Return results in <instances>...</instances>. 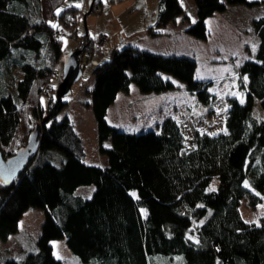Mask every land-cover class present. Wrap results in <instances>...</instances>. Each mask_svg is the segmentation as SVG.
Masks as SVG:
<instances>
[{
  "label": "trees",
  "instance_id": "obj_1",
  "mask_svg": "<svg viewBox=\"0 0 264 264\" xmlns=\"http://www.w3.org/2000/svg\"><path fill=\"white\" fill-rule=\"evenodd\" d=\"M92 1V12L96 7L101 12L102 1ZM194 1L197 19L191 22L183 0H160L156 21L147 32L157 36L184 17L190 22L187 34L208 41L209 17L233 5H261L259 0ZM64 2L0 0V76L5 81L0 92V151L5 159L26 145L35 125L47 118L37 156L16 181H0V240L6 242L19 231L29 208H40L45 220L39 250L23 258L0 251V264H63L54 255L56 239H65L84 264H159V257L176 255L184 256L181 264H264V217L259 224L250 223L241 212L243 199L253 207L264 202V119L254 115L257 102L264 110V16L253 24L260 40L256 53L239 67L246 76L245 102L231 97L227 130L197 132L190 149L183 126L174 118H166L160 132L131 133L112 126L107 114L132 83L144 93H162L173 90L176 79L209 103L207 82L196 78L197 60L134 45L115 47L94 68V85L88 90L98 151L107 157L99 166L87 163L84 140L70 118L59 117L71 96L50 99L47 107L41 102L59 61L70 52L61 32L78 25L81 9L68 6L58 12ZM80 40L85 44L83 64V58L94 55V42L88 31ZM14 48L29 54L14 62L18 74L7 78L1 63ZM107 140L110 147L105 146ZM56 152L61 155L58 164L53 161ZM214 179L218 188L211 190ZM83 186L95 188L90 198L76 195Z\"/></svg>",
  "mask_w": 264,
  "mask_h": 264
},
{
  "label": "rangeland",
  "instance_id": "obj_2",
  "mask_svg": "<svg viewBox=\"0 0 264 264\" xmlns=\"http://www.w3.org/2000/svg\"><path fill=\"white\" fill-rule=\"evenodd\" d=\"M101 1L102 13L99 7H96L94 12L88 13L92 0H65L58 12L68 6L81 9L77 12V28L82 35L88 29L89 35L92 37L97 34L96 32L103 30L106 22L105 13L111 12V16L113 15L115 20L104 33L111 34L115 38L126 39L127 35H132L139 28L146 30L145 16L150 22L154 16L153 11H150V6H156V9L158 6L157 1L153 3L151 0L141 2L123 0L116 3L111 0ZM259 1L264 4V0ZM183 3L187 13H190L191 5L195 4L194 0H183ZM148 5L149 8H147ZM244 8L240 6L237 9L242 10ZM244 10L243 14L232 10L230 15L223 17L224 24L221 20L210 24L208 41L198 40L191 35L178 39L176 52L180 55H191L197 60L196 78L207 82L208 90L212 94L209 103L200 101L196 94L188 91L183 82L176 79H174L175 88L162 93H144L136 84L132 83V91L121 92L108 109L107 120L109 123L118 129L131 133L149 130L160 132V124L166 118L171 117L183 126L186 147L189 149L195 146L194 137L197 132L214 134L226 131L231 97H236L242 102L246 100V89L243 86L246 76L240 74L239 67L245 60L251 58L249 46H253L255 42L251 32L246 29L239 31L233 22L235 17L238 19L248 17L252 27V19L264 15V5L249 11V16L246 15V9ZM56 23V20H50V24L56 25ZM244 27H247L245 22H243ZM77 45V43H70L68 39H64V47L68 51L75 50ZM109 50V47L105 46L103 52H94L90 59L83 58V75L73 85L71 97L66 98L69 104L59 114L60 118L68 116L84 139L88 157L87 163L99 166L107 157L98 151L96 119L92 108L88 105L91 101V95L87 88H92L94 83L93 70L99 63L107 59L106 57L110 56ZM28 54L29 51L14 48L10 57L7 58L9 60H3L1 67H5L7 78L9 77L8 74L11 75L12 72L18 74L15 70L18 66L14 62ZM230 59H233L235 65L229 64ZM63 66L64 59L59 61L58 72L50 82L51 88L48 85L45 86L46 89L44 90H49V92H45L47 94H43L41 97L43 107H47L50 99H56V92L63 77ZM19 75L21 74L19 73ZM164 75L170 77L168 74ZM4 83V77L0 76V92L3 91ZM14 86L15 84H10V89L13 88L14 90ZM254 115L258 119H264V110L258 102L254 107ZM55 154L53 161L58 164L61 161V155L58 152ZM217 188L218 180L214 179L210 189L215 190ZM84 193L86 192L80 191V194ZM241 212L246 221L259 224L260 219L264 217V202L253 207L246 199H243ZM44 220L45 212L43 209L29 208L20 221L19 231L6 242L0 240V251H6L17 258L25 257L27 252H37L39 250L38 239ZM52 245L55 257L62 260L63 264H84L80 257L70 250L65 239L53 240ZM183 261L184 256L182 255L163 256L159 257L158 263L181 264Z\"/></svg>",
  "mask_w": 264,
  "mask_h": 264
},
{
  "label": "crops",
  "instance_id": "obj_3",
  "mask_svg": "<svg viewBox=\"0 0 264 264\" xmlns=\"http://www.w3.org/2000/svg\"><path fill=\"white\" fill-rule=\"evenodd\" d=\"M137 1H140L141 2L143 0H137ZM144 1H147V0H144ZM151 1L153 3L157 1L158 6H157V9H156V6H152V5L150 6V11H153V13H154V16H152L150 22L147 21V17L145 16L146 24L144 23V25H146V30L144 28H142V29L139 28L138 31L135 32V33H133L132 35H127L128 37L126 39L115 38L111 34H109L110 35L109 36L106 33H104V32H107L108 26L113 23V20H115V18L113 17V15L111 16V12L105 13V16H104L105 17V20H106L105 25L103 27V30L98 31V32L105 34L107 36V41H105L101 45L100 52H103L104 47L105 46H108L109 49H110L109 50V55H110L111 52L113 51V49L115 47H117V46H120L121 47V46H127V45H134V46L138 47L139 49L149 50V51H152V52H155V53L166 54V55H169V54H178L176 52L178 39H181V37H183V38L184 37H189L188 36L189 34H187L186 29L189 26L190 22H187L184 19V17H180L177 20L176 23L171 24V25H169L168 27H166L164 29H161L159 35H157V36L150 35L147 32V27L151 26L156 21V18H157V15H158V10H159V2H160V0H151ZM194 3H195V1H194ZM263 5L264 4L262 3L258 7H263ZM240 6L241 7H245L244 9H246V11H247L246 12V15L247 16H249L248 15L249 11L253 10L254 8H256V7L249 8V7L245 6V5H233V6H229L228 9H227V11H225L223 13H216L215 15H213V16H211V17H209L207 19L206 23H207L208 29H209L210 24H212V23H217L219 20H221L223 22V20H224L223 17L225 15L226 16L227 15H230V13H231L232 10H235V11H238V12H242V14H243L245 12L244 9H242V10L237 9ZM147 8H149V5L147 6ZM191 8H192L191 9V12L190 13H187V10H186V13L189 15L190 21L191 22H195L196 19H197V8H196V4H192L191 5ZM101 13H102V11H101ZM261 16H264V15H261ZM261 16L252 19V27L250 25V22L251 21H250V19L248 17L247 18L242 17L240 19H238V18L235 17V20L233 22V24L235 26H237V29L239 31H241V29L242 30L243 29H246L249 32H251V35L254 37V41H255L254 42V45L253 46H249L250 53H251V58L254 57V55L256 53V50L258 48L259 42H260V40H259V38H258L255 30H254L253 24H254V20L260 18ZM243 22H245V24L247 25V27H244L243 28ZM223 24H224V22H223ZM249 25H250V27L248 29V26ZM87 31H88V29H86V32ZM79 32H80V30H79ZM98 32H96V33H98ZM211 35H212V33H211ZM106 58H108V57H106ZM232 60L233 59H230L229 64H231L233 66V65H235V63ZM93 85H94V83H93ZM93 85H92V87H93ZM131 86H130V90L129 91H132V87ZM89 89H92V88H87V90H89ZM74 126H75V124H74ZM75 129H76V127H75ZM84 144H85V141H84ZM110 145H111V141L110 140H107L105 142V146L106 147H110ZM85 150H86V145H85ZM87 158L88 157H87V150H86V160H87ZM106 162H107V159L103 160V163H102L101 166H104L106 164ZM94 190H95V188L92 187V186H89V187L88 186H83V187H80L77 190L76 195L82 196L83 198H86L87 199V198H90L92 196ZM80 191H85L86 193L80 194Z\"/></svg>",
  "mask_w": 264,
  "mask_h": 264
},
{
  "label": "water",
  "instance_id": "obj_4",
  "mask_svg": "<svg viewBox=\"0 0 264 264\" xmlns=\"http://www.w3.org/2000/svg\"><path fill=\"white\" fill-rule=\"evenodd\" d=\"M95 2L90 4L89 14ZM86 19V17H85ZM81 50H72L64 56L63 77L56 92V99L62 101L63 98L72 95L73 85L78 82L83 75V66L80 59ZM45 118L41 123L35 125V129L30 134L28 143L20 148L15 155L5 159L0 151V181L8 184L16 181L22 172L27 168V165L37 156L42 137V124L45 123Z\"/></svg>",
  "mask_w": 264,
  "mask_h": 264
},
{
  "label": "built area",
  "instance_id": "obj_5",
  "mask_svg": "<svg viewBox=\"0 0 264 264\" xmlns=\"http://www.w3.org/2000/svg\"><path fill=\"white\" fill-rule=\"evenodd\" d=\"M72 18H76L74 14L71 15ZM61 34L63 37L67 38L70 43H77L79 46V50H83L85 47V44L83 43L82 40H80V32L78 28L76 27L74 30H71V32H64L62 31ZM107 40V36L103 33H97L93 37V42H94V52H100L101 45ZM44 89H46L44 87Z\"/></svg>",
  "mask_w": 264,
  "mask_h": 264
}]
</instances>
